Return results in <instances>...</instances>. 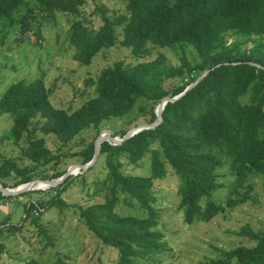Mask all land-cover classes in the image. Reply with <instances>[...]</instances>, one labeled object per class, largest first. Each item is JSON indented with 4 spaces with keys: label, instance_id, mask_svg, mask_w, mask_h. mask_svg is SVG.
<instances>
[{
    "label": "trees",
    "instance_id": "16d2710c",
    "mask_svg": "<svg viewBox=\"0 0 264 264\" xmlns=\"http://www.w3.org/2000/svg\"><path fill=\"white\" fill-rule=\"evenodd\" d=\"M95 1L93 14H99L101 20L96 27L82 18L87 0H0V21H11L13 13L24 5L26 9L15 24L20 41L34 42L40 32L39 24L35 25L38 19L56 13L71 16L65 35L67 49L78 65H90L101 50L117 44L130 49L135 57H145L150 46L166 49L177 45L182 50L179 65H171L162 53L133 66L117 61L98 75L95 95L71 113L50 103L42 76L10 85L0 98V117L7 115L10 120L0 141L18 146L19 156L0 157V184L15 188L36 179L61 177L66 170L59 171L57 166L64 157L46 147L45 136H53L65 147L82 132L98 130L109 118L127 115L140 99L157 106L164 98L179 95L208 71L184 96L165 105L157 127L143 130L119 146L101 145L96 163L103 158L105 173L92 182L98 188L89 197L98 195L103 200L75 206L89 233L116 252L115 264H138L170 250L158 228L153 189L154 182L164 179L169 170L178 178L175 197L184 223L189 225L210 222L224 213L222 204L212 200L221 187L219 170L223 167L234 176L235 192L253 176L264 178V0H118L120 8L110 14L98 4L101 0ZM185 47L194 51L197 60H188ZM172 80L174 84L167 86ZM146 111L149 124L155 114L153 108ZM97 136L79 151L82 164L92 159ZM96 163L45 190L37 203L25 204L23 220L28 219L39 230L46 247L55 245L42 227L40 215L51 207H65L60 197L68 185L75 178H84ZM142 165H148L147 176L124 171ZM26 194L5 197L0 193V201ZM239 201L244 199L229 198L228 206ZM119 205L127 210L119 211ZM130 208L142 214H132ZM1 225L0 235L19 232L24 224ZM239 234L254 245L223 251L219 259L205 264H264V232L244 225ZM1 248L2 244L0 252ZM14 264L39 263L28 257ZM55 264L64 263L57 259Z\"/></svg>",
    "mask_w": 264,
    "mask_h": 264
},
{
    "label": "rangeland",
    "instance_id": "374dc122",
    "mask_svg": "<svg viewBox=\"0 0 264 264\" xmlns=\"http://www.w3.org/2000/svg\"><path fill=\"white\" fill-rule=\"evenodd\" d=\"M94 3H96L95 0H87V4L82 9L84 12L82 18L92 27L101 23L99 14H93ZM98 4L106 8L108 14L121 6L118 0H101ZM25 9L24 5L20 6L13 13L11 21L6 19L0 21V98L10 85L20 81L30 82L42 76L45 87L49 90L50 103L55 108L71 113L95 95L94 83L98 75L117 61L133 66L152 60L158 53H162L171 65L177 66L180 63L182 50L177 45L166 49L150 46L149 53L145 57H135L132 56L130 49L117 44L110 49L101 50L90 65H78L72 60L71 52L67 49L65 34L69 28L71 16L56 13L53 17L38 19L35 23L40 27L38 38L34 37V42H23L20 41V31L15 21L20 18ZM32 27L35 28V26ZM30 37H32L31 34ZM229 41H232V38H229ZM183 51L189 61L197 60L190 47H185ZM173 84L174 80L166 82L169 87ZM142 107H145L144 112L146 108H153L154 111L156 105L140 99L127 115L109 118L98 127V130L88 129L82 132L65 147H60V143L53 136H45L46 147L53 154L60 153L64 157L58 164L57 170L62 171L70 165L82 164L78 153L97 136V131L99 135L109 132L112 136L120 138L122 132L147 124L145 120L150 119V113L142 112ZM8 125H10L8 116L2 115L0 139ZM2 156L18 157L19 147L9 140L0 141V157ZM143 166L138 168L128 166L124 168V171L147 176L148 165ZM104 173L102 158V162L99 159L95 168L87 172L84 178H75L68 185L69 187L60 197L66 204L65 207H51L44 212L41 209L43 213L40 215V220L42 227L48 231V235L53 240L55 246L52 248L45 246V239L28 219L23 220L25 204L37 203L35 200L44 196L43 193H47L45 191L47 188L37 190L43 191L41 193L31 191L33 193H27L22 197L1 200L0 230L4 228L1 224L24 225L19 232L5 231L0 235V244H2L0 264H14L15 261L28 257H34L39 264H55L57 259L64 264H115L116 252L104 246L89 233L78 216V208L75 207L89 206L103 200L98 195L89 196H92L98 188L92 185V182L101 179ZM251 178L235 192L232 189L233 174L226 167L220 169L221 187L214 193L212 200L222 204L224 213L217 215L210 222L195 221L189 225L184 223L182 211L179 210L178 200L175 197L178 178L169 170L164 179L154 182L153 189L156 195L154 207L159 211L158 228L164 234L163 238L170 250L155 256L156 259L139 260L138 264H205L208 260L219 259L223 251L237 246H253L254 242L239 234L240 228L244 225H248L254 232H264V178L261 176ZM86 183L87 186L84 189L83 186ZM243 192L245 193L239 196ZM235 193H238V196L230 195ZM239 197H242L244 201H239L234 207L228 206L229 198L238 201ZM117 209L127 210L121 205ZM130 209L132 214H142L139 209Z\"/></svg>",
    "mask_w": 264,
    "mask_h": 264
},
{
    "label": "water",
    "instance_id": "95a60500",
    "mask_svg": "<svg viewBox=\"0 0 264 264\" xmlns=\"http://www.w3.org/2000/svg\"><path fill=\"white\" fill-rule=\"evenodd\" d=\"M249 65L257 67V68H261L260 65L255 64V63H249ZM207 73H208V71H205L199 78H197L194 82H192L190 85H188L186 87V89L182 93H180L179 95H176L173 97H167V98H164L163 100H161L157 104V106L154 110L155 120L153 122H151L149 124H141V125H138L134 128H130L124 134V136L122 138H119L118 136H112L109 132H105V133L98 135L96 137V139L94 140L93 156L89 162H87L85 164L70 165L61 177L56 178V179H52V180L36 179V180H33V181L28 182L26 184L19 185L15 188H6L0 184V193L5 197L19 196L21 194L29 193L31 191L40 190L39 188L35 187L37 183H41V184L47 186L48 188H54V187H57L58 185L62 184L63 181L65 179H67L68 177L77 176L78 174H82V173L86 172L89 168H91L96 163L98 156H99V153H100L101 145L104 142L108 143L111 146H119L120 144H122L126 140H128L131 137H133L134 135L138 134L139 132H141L143 130L154 129L155 127H157L160 124V122L162 121V112L164 110L165 105L167 103H173V102L177 101L178 99H180L182 96H184L185 93L188 92L189 90H191L192 88H194L203 79V77H205V75Z\"/></svg>",
    "mask_w": 264,
    "mask_h": 264
},
{
    "label": "bare ground",
    "instance_id": "6f19581e",
    "mask_svg": "<svg viewBox=\"0 0 264 264\" xmlns=\"http://www.w3.org/2000/svg\"><path fill=\"white\" fill-rule=\"evenodd\" d=\"M75 171H76V170H75ZM75 171H74V172H75ZM35 187H36V188H39L40 190H41V189L43 190V189H45V188H48L47 186H45V185H43V184H41V183H37Z\"/></svg>",
    "mask_w": 264,
    "mask_h": 264
}]
</instances>
